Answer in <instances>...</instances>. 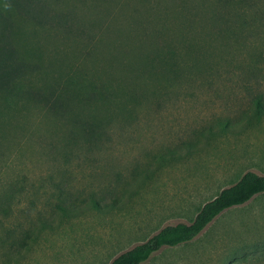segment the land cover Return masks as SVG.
<instances>
[{"label":"rangeland","instance_id":"rangeland-1","mask_svg":"<svg viewBox=\"0 0 264 264\" xmlns=\"http://www.w3.org/2000/svg\"><path fill=\"white\" fill-rule=\"evenodd\" d=\"M127 1L126 14L135 3ZM25 31L23 50L34 40ZM35 41L44 61H53V38ZM29 57L36 55L25 51ZM236 86L215 79L174 86L132 105L90 145L68 142L63 123L28 109L31 129L0 145V185L17 182L25 191L15 211H0V264H111L165 227L189 225L244 174L264 176V117L253 115ZM27 236L29 248L12 254ZM143 264H264V195Z\"/></svg>","mask_w":264,"mask_h":264},{"label":"trees","instance_id":"trees-1","mask_svg":"<svg viewBox=\"0 0 264 264\" xmlns=\"http://www.w3.org/2000/svg\"><path fill=\"white\" fill-rule=\"evenodd\" d=\"M113 4L0 0V145L14 132L31 129L26 113L31 108L63 123L68 142L80 137L90 145L132 105L163 97L174 86L212 79L235 82L253 115L264 117V0H135L128 14L122 10L128 1ZM27 28L34 40L23 50ZM49 36L57 56L44 61L35 40ZM25 51L36 57L24 58ZM218 124L228 128L226 121ZM18 186L0 185V211L17 209L25 193ZM260 195L264 176L248 172L206 203L189 225L165 227L111 264H143L163 247L192 241L224 211ZM62 203L56 208L69 212ZM88 205L97 208L93 199ZM29 238L12 254L28 249Z\"/></svg>","mask_w":264,"mask_h":264}]
</instances>
